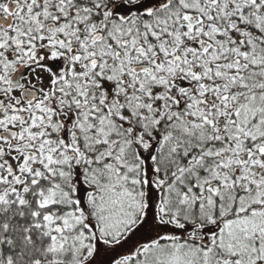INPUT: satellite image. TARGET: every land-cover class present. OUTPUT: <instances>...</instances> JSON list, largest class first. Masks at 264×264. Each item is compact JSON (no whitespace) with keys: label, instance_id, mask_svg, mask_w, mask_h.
I'll return each instance as SVG.
<instances>
[{"label":"snow or ice","instance_id":"obj_1","mask_svg":"<svg viewBox=\"0 0 264 264\" xmlns=\"http://www.w3.org/2000/svg\"><path fill=\"white\" fill-rule=\"evenodd\" d=\"M0 264H264V0H0Z\"/></svg>","mask_w":264,"mask_h":264}]
</instances>
